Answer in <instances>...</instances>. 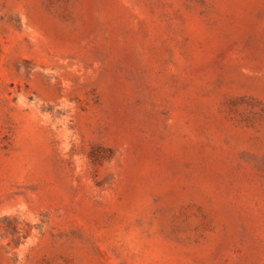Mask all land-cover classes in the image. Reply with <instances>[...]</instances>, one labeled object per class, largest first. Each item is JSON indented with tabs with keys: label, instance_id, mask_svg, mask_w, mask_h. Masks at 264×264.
I'll return each instance as SVG.
<instances>
[{
	"label": "rangeland",
	"instance_id": "374dc122",
	"mask_svg": "<svg viewBox=\"0 0 264 264\" xmlns=\"http://www.w3.org/2000/svg\"><path fill=\"white\" fill-rule=\"evenodd\" d=\"M0 264H264V0H0Z\"/></svg>",
	"mask_w": 264,
	"mask_h": 264
}]
</instances>
